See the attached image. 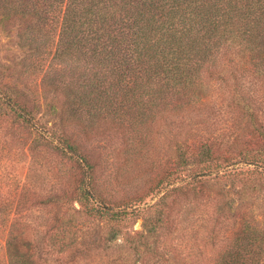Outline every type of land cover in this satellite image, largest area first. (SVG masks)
<instances>
[{
  "label": "trees",
  "instance_id": "16d2710c",
  "mask_svg": "<svg viewBox=\"0 0 264 264\" xmlns=\"http://www.w3.org/2000/svg\"><path fill=\"white\" fill-rule=\"evenodd\" d=\"M14 20L18 43L41 59L39 86L55 97L49 105L60 130L35 124L1 77L0 118L34 129L26 150L59 155V186L40 196L0 185V264H48L35 238L41 232L49 248L75 251L85 220L101 222L107 242L121 231L118 224L132 211L97 188L94 161L77 133L83 140L106 128L136 133L157 114L184 116L209 96L202 74L224 46H234L244 69L264 82V0H0V24ZM247 101H241L247 136L238 156H218L216 136L174 144L171 166L153 182V222L126 238L133 250L152 247L144 238L172 200L208 193L201 176L245 183L240 170H229L245 163L264 177V123ZM237 144L231 140L225 150ZM45 206L49 230L27 219L32 207ZM263 250L264 229L241 219L214 264H264Z\"/></svg>",
  "mask_w": 264,
  "mask_h": 264
},
{
  "label": "rangeland",
  "instance_id": "374dc122",
  "mask_svg": "<svg viewBox=\"0 0 264 264\" xmlns=\"http://www.w3.org/2000/svg\"><path fill=\"white\" fill-rule=\"evenodd\" d=\"M18 26L16 20L0 24L1 80L16 90L18 100L30 109L35 124L60 130L49 105L55 97L39 86L41 71L37 64L41 59H33L28 47L18 43ZM215 60L202 74L209 96L188 108L184 116L157 114L136 133L106 128L86 140L77 133L94 161L97 188L111 204H126L132 212L118 224L121 231L109 242L103 238L106 229L101 222L85 220L81 243L71 253L49 248L39 237L42 232L36 234L48 264H214L215 255L241 219L264 229V177L251 173L252 165L237 163L229 170H240L239 175L248 177L246 184L237 179L231 183L228 179L224 182L218 177L201 176L208 193L188 192L178 201L172 200L156 230L144 238L146 245L152 247L140 245L135 251L126 240L135 232L144 233L145 225L153 222L155 212L149 205L158 198L153 182L171 166V151L176 142L216 136L214 141L220 143L218 156L236 157L239 154L235 149L242 148L240 141L247 136V118L241 101L248 100L255 117L264 123V82L244 69L234 46H224ZM33 130L0 118L2 191L21 188L43 196L59 186L54 173L59 155L26 150ZM231 140L238 144L233 151H227L225 144ZM46 211V206L32 207L27 219H38L44 223L40 228L49 230Z\"/></svg>",
  "mask_w": 264,
  "mask_h": 264
}]
</instances>
